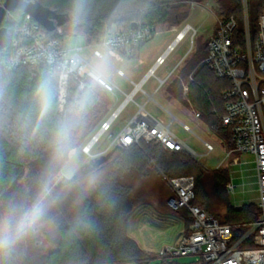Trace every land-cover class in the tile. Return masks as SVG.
Instances as JSON below:
<instances>
[{
	"label": "trees",
	"instance_id": "trees-1",
	"mask_svg": "<svg viewBox=\"0 0 264 264\" xmlns=\"http://www.w3.org/2000/svg\"><path fill=\"white\" fill-rule=\"evenodd\" d=\"M5 1L0 0V6ZM35 1L68 17V21L62 24L65 34L71 30L74 35L82 33L92 40L100 38L113 27L129 29L134 22L152 26L164 23L181 26L190 15L189 9H184L186 4L198 0ZM220 2L227 12L224 16L235 15L242 26V0ZM248 7L251 24L255 28L259 15L264 11V0H248ZM10 12L12 17L7 14L2 23L8 31L6 42L13 39L16 25L25 16V12L19 9ZM4 44L0 47V60L6 55ZM205 57L204 53L195 55L184 69L186 76L193 73L196 79V82H190L189 96L195 109L200 111L201 118L222 133L231 146L233 140L229 129L213 113V106L220 113L224 112L221 91L229 84L215 76L204 63ZM44 81L49 85L47 100L39 92ZM85 82L86 88L80 91V81L71 80L65 109L60 112L58 77L52 76L47 67H0V200L11 194L22 208L39 202L51 181L62 171L71 152L84 141L108 103L101 101V95H108L99 86L91 79H85ZM182 88L178 81L169 88V92L182 97ZM150 169L157 171L166 182L170 178L194 176L197 196L193 203L212 213L210 194L204 185V176L211 174L213 191L221 197L226 208L225 218L213 214L224 223L251 222L260 215V208L254 203L236 207L229 202V168L208 169L187 152L164 149L155 141L144 140L140 144L115 147L97 164L66 184V191L73 190L78 194L82 181L91 174L98 176L83 196H76L75 210L65 215V220L59 224L54 249L39 261L33 259L28 245L24 250L0 248V264L149 263L154 257H150L127 230L124 217L134 211L136 204L123 178L132 171L147 176ZM174 212L181 216L185 231H188L192 222L189 210ZM244 230L236 228V235ZM162 259L174 264L170 261L172 259Z\"/></svg>",
	"mask_w": 264,
	"mask_h": 264
},
{
	"label": "built area",
	"instance_id": "built-area-1",
	"mask_svg": "<svg viewBox=\"0 0 264 264\" xmlns=\"http://www.w3.org/2000/svg\"><path fill=\"white\" fill-rule=\"evenodd\" d=\"M242 4L243 25L241 26L235 15L221 17L215 32L207 40L208 53L204 63L217 78L226 80L229 84L221 91L224 112L220 113L218 108L213 106V113L221 120L223 126L229 129L233 140V145L227 147L225 158L218 167L224 165L237 152L255 157L259 185L257 205L260 208V215L257 220L251 222L224 223L215 214L193 203L197 196L194 176L170 178L167 184L172 194L167 199V205L173 211L188 209L192 222L188 231L176 242L166 244L159 250L158 256L161 258L175 259L200 255L205 264H264V11L259 15L257 26L254 28L250 20L248 0H243ZM8 14L11 18L10 11ZM182 25L141 81L129 79L134 85L132 91L125 93L126 96L117 110L109 119L101 122L99 130L84 146L83 150L86 153L91 154L101 138L112 129L126 105L135 102L138 93L147 95L148 102L154 99V93L159 92L175 73L178 75L181 72L183 63L194 50L193 40L197 32L189 22ZM176 28L177 26H173L172 30ZM156 33L157 26L143 23H138L136 28L107 29L101 40L92 46L91 56L87 57L84 54V46L71 48L66 45L64 40L66 34L62 25L48 31L33 16L25 13L22 21L16 25L13 39L3 46L6 55L0 60V67L8 69L21 66L47 67L52 76L58 77V109L63 112L72 79L80 81V91L86 88L85 79H91L105 94L116 92L118 87L114 75L107 74L95 66L92 63L93 59L113 66L114 74L127 77L126 73L105 55L103 48L122 60L123 56L117 51L131 52L134 46L150 41ZM188 34L192 41L190 49L171 71L158 79L154 93L146 92L143 85L156 75L158 68L166 62V58ZM189 79L190 82H196L193 73L189 75ZM185 98L191 104L190 113L193 117L201 118L200 111L195 109L190 101L188 85H185ZM147 102L137 103L138 108L133 116L104 152L117 146L127 147L146 140L155 141L164 149L187 152L193 157H198L200 154L172 129L171 123H166L151 113L147 108ZM173 119H177V116L173 115ZM181 123L185 130L194 133L188 123L183 121ZM198 137L207 150L206 154L215 150L212 142ZM239 161V157H235L232 163ZM236 188L237 185L230 178L227 184L228 191L235 192ZM236 228L245 230L236 235Z\"/></svg>",
	"mask_w": 264,
	"mask_h": 264
},
{
	"label": "rangeland",
	"instance_id": "rangeland-1",
	"mask_svg": "<svg viewBox=\"0 0 264 264\" xmlns=\"http://www.w3.org/2000/svg\"><path fill=\"white\" fill-rule=\"evenodd\" d=\"M184 9H189L190 11V15L186 21L191 23L197 30L193 40L194 50L185 63H183L181 72L178 75L175 73L172 79L159 92L154 93V87L158 79L171 71L178 63L179 58L183 57L190 49L192 41L190 34H188L166 58V62L158 68L156 75L143 85V88L149 94L154 93V99L147 102V108L151 113L164 122L171 123L172 129L192 149L200 154L198 157H194L195 159L208 169H216L225 158L227 147H231L232 145L229 146L228 140L224 138L222 133L211 128L203 118L193 117L190 113L191 104L185 98V85H188L190 89V74L186 76L184 69L188 67V62L195 55L204 53L207 56V40L215 32L218 20L227 12L225 13L220 0L190 1ZM182 26L171 30L173 26L170 23L158 25L156 35L150 41L142 43L139 46H134L131 52H126L125 50L117 51V53L123 56L122 60L112 56L108 49L103 48L102 50L116 67L124 70L135 81H140L147 69L153 64L157 55L165 50L168 43L174 39ZM67 32L64 37L66 45L71 48L84 46V53L87 57H90L91 52L88 42L95 45L97 41L101 40V37L89 40L82 33H78L81 35H74L71 30ZM93 64L105 73L114 75V80L118 87L116 92L108 96L101 95V101L103 103L108 102L109 104L107 103L105 110L101 113L99 119L95 121V125L88 131L84 141L71 152L70 158L65 163L60 174L51 181L49 189L39 201L43 205V214L35 223L25 228L23 232H19L18 225L36 203L29 208H22L14 201L11 194L2 197L0 200V248L12 247L24 250L30 246L32 249H30V254L33 259H39L40 261L43 256L56 247L59 224L65 220V215L75 210L74 203L77 200L76 196L78 194L83 196L98 176L91 174L87 179L82 181L83 185L79 187L78 194L75 191L72 192L73 190L66 191V184L97 164L101 158L108 155L115 148L104 152L113 138L133 116V112L138 108V104L143 103L147 99V95L142 92L138 93L135 96L136 103L130 102L127 104L115 120L112 129L101 138L100 142L92 149L91 154L86 153L83 150L85 144L99 130L101 122L109 119L113 112L117 110L126 96L125 93H129L134 87L127 77L114 74L113 66L99 59H93ZM178 81H180L183 87L182 97H176L169 92V88ZM173 115L177 116V119H173ZM180 120L188 123L194 133L185 130ZM198 136L210 140L216 146V149L206 154L207 150ZM235 157H239L240 161L238 163H232ZM221 167L229 168L230 178L237 185L235 192H229L227 189L229 202L236 207L250 203L257 205L259 185L255 157L251 154L237 152ZM123 182L130 187L136 204L134 211L128 217H124L128 233L150 254V257L154 258L149 263L132 261L120 264H170L169 261L165 262L159 257L158 252L164 245L174 243L178 239L184 232L185 224L181 216L176 214L167 205V199L171 194L167 182L154 169H150L147 176H140L133 171L128 172L124 175ZM204 185L210 194L212 213L225 218L226 208L223 205L221 197L213 191L211 174L206 173L204 176ZM4 241H7V243H4ZM170 261H173L174 264H205L201 260L200 255L183 256Z\"/></svg>",
	"mask_w": 264,
	"mask_h": 264
},
{
	"label": "water",
	"instance_id": "water-1",
	"mask_svg": "<svg viewBox=\"0 0 264 264\" xmlns=\"http://www.w3.org/2000/svg\"><path fill=\"white\" fill-rule=\"evenodd\" d=\"M19 9L33 16L47 30L53 31L58 25H62L68 21V17L58 14L52 9L42 5L35 0H6L0 6V47L6 42L8 31L2 25L9 11ZM138 24L134 22L132 28H136Z\"/></svg>",
	"mask_w": 264,
	"mask_h": 264
},
{
	"label": "clouds",
	"instance_id": "clouds-1",
	"mask_svg": "<svg viewBox=\"0 0 264 264\" xmlns=\"http://www.w3.org/2000/svg\"><path fill=\"white\" fill-rule=\"evenodd\" d=\"M39 92L45 100L48 99L49 85L47 81L41 83ZM43 210L42 203L37 202L18 225V231L23 232L25 228L30 227L31 224L35 223L43 214ZM4 243H7V241H4Z\"/></svg>",
	"mask_w": 264,
	"mask_h": 264
},
{
	"label": "crops",
	"instance_id": "crops-1",
	"mask_svg": "<svg viewBox=\"0 0 264 264\" xmlns=\"http://www.w3.org/2000/svg\"><path fill=\"white\" fill-rule=\"evenodd\" d=\"M187 19H188V18H187ZM187 19H186V20H187ZM186 20H185V21H186ZM186 22H187V21H186ZM186 22H184V23H186ZM184 23H183V24H184ZM177 27H179V26H177ZM171 30H172V29H171ZM78 35H81V34H78ZM64 40H65V39H64ZM65 43H66V40H65ZM88 43H89V46L91 47V52H90V56H91V53H92V46H93V44H92L91 42H88ZM169 43H170V42H169ZM169 43H168V44H169ZM167 46H168V45H167ZM68 47H69V46H68ZM84 54H85V53H84ZM159 55H160V54H159ZM157 57H158V55H157ZM157 57H156V58H157ZM156 58H155V60H156ZM181 58H182V57H180L178 61H180ZM155 60H154V61H155ZM92 63H93V60H92ZM153 63H154V62H153ZM152 65H153V64H152ZM152 65H151V66H152ZM151 66H150V67H151ZM150 67H149V68H150ZM149 68H148V69H149ZM148 69H147V71H148ZM123 71H124V70H123ZM147 71H146V72H147ZM124 72H125V71H124ZM146 72H145V73H146ZM125 73H126V72H125ZM145 73H144V75H145ZM126 75H127V73H126ZM144 75H143V76H144ZM143 76L141 77V79L143 78ZM127 78L130 79V80L135 81L133 78L129 77L128 75H127ZM140 81H141V80H140ZM135 82H139V81H135ZM146 102H147V99H146L143 103H140V104H144V103H146ZM136 110H137V109H136ZM136 110H135V111H136ZM135 111L133 112V114L135 113ZM206 140H207V139H206ZM208 141H210V140H208ZM210 142H211V141H210ZM215 149H216V146H215ZM185 232H186V231H185V229H184V232H183V233H185ZM183 233H182V234H183ZM182 234L178 237V239L182 236ZM178 239H176L175 242H176Z\"/></svg>",
	"mask_w": 264,
	"mask_h": 264
}]
</instances>
